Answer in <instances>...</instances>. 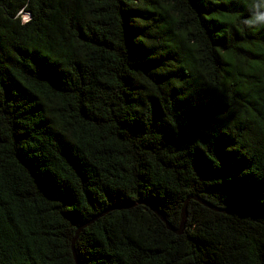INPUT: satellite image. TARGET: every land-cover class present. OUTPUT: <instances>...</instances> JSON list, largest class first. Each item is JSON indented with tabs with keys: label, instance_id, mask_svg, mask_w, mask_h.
Here are the masks:
<instances>
[{
	"label": "trees",
	"instance_id": "16d2710c",
	"mask_svg": "<svg viewBox=\"0 0 264 264\" xmlns=\"http://www.w3.org/2000/svg\"><path fill=\"white\" fill-rule=\"evenodd\" d=\"M252 3L0 0V264H264Z\"/></svg>",
	"mask_w": 264,
	"mask_h": 264
},
{
	"label": "water",
	"instance_id": "95a60500",
	"mask_svg": "<svg viewBox=\"0 0 264 264\" xmlns=\"http://www.w3.org/2000/svg\"><path fill=\"white\" fill-rule=\"evenodd\" d=\"M189 200H195V201H198L200 202L201 204H203L204 206L214 210V211H217V212H221V213H226V214H229L231 213L230 211H227V210H223V209H219V208H215L209 204H207L206 202H204L203 200H201L200 198L196 197V196H190L188 197L185 201H184V204H183V207H182V220H181V223L179 225L178 228H174L173 226H171L165 216L157 209L155 208L154 206H151L152 210L159 216V218L165 223L166 227L168 230H170L171 232L177 234V235H181L183 232H184V228H185V223H186V218H187V204H188V201ZM131 206V205H130ZM130 206H124V207H115L116 209H121V208H129ZM114 209V208H113ZM235 213H239L238 211H236ZM96 220L95 219H92L84 224H82L81 226L78 227V229L76 230L75 232V236L72 240V243H71V248H72V252H73V256H74V260H75V264H80L78 259H77V256H76V253H75V242L78 238V235L80 234V232L88 227L91 223H93L94 221Z\"/></svg>",
	"mask_w": 264,
	"mask_h": 264
},
{
	"label": "clouds",
	"instance_id": "9594fccd",
	"mask_svg": "<svg viewBox=\"0 0 264 264\" xmlns=\"http://www.w3.org/2000/svg\"><path fill=\"white\" fill-rule=\"evenodd\" d=\"M244 25L252 30L264 28V0H253L251 16L244 20Z\"/></svg>",
	"mask_w": 264,
	"mask_h": 264
}]
</instances>
